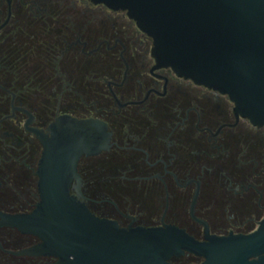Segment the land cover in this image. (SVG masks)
Listing matches in <instances>:
<instances>
[{
    "label": "flooded vegetation",
    "instance_id": "obj_1",
    "mask_svg": "<svg viewBox=\"0 0 264 264\" xmlns=\"http://www.w3.org/2000/svg\"><path fill=\"white\" fill-rule=\"evenodd\" d=\"M27 16L38 29L35 43ZM152 45L125 10L102 3L0 0V212L35 208L43 144L33 129L71 115L98 118L111 131L108 149L80 157L69 189L96 215L123 227L175 224L200 239L197 219L218 234L259 225L264 125L237 114L227 94L156 66ZM40 241L0 224V264H62L17 253Z\"/></svg>",
    "mask_w": 264,
    "mask_h": 264
},
{
    "label": "water",
    "instance_id": "obj_2",
    "mask_svg": "<svg viewBox=\"0 0 264 264\" xmlns=\"http://www.w3.org/2000/svg\"><path fill=\"white\" fill-rule=\"evenodd\" d=\"M127 12L153 39L158 67L227 94L235 111L264 125V0H91ZM38 173L40 200L28 213L0 212V224L41 241L17 253L46 254L62 264H264V217L249 232L218 234L203 219L204 237L175 224L123 227L93 213L69 192L83 154L108 149L111 131L98 118L60 115L47 131ZM193 214V211H192Z\"/></svg>",
    "mask_w": 264,
    "mask_h": 264
},
{
    "label": "trees",
    "instance_id": "obj_3",
    "mask_svg": "<svg viewBox=\"0 0 264 264\" xmlns=\"http://www.w3.org/2000/svg\"><path fill=\"white\" fill-rule=\"evenodd\" d=\"M33 18L34 17H32V16H27V21H28L27 22V29H28L27 34L29 36V41H28L29 44L30 43H33V42L35 43V40L36 39L34 40V38L38 34V29L36 27L35 19H33ZM10 71H11V74L12 75H15V76H23L24 75L23 73H21V71H20V69L18 67H12L10 69ZM24 85L25 86H28V88L31 87V85H32V87H35L36 86V84H32V83H25V84H18L17 83V84H13V87L14 86L23 87Z\"/></svg>",
    "mask_w": 264,
    "mask_h": 264
},
{
    "label": "rangeland",
    "instance_id": "obj_4",
    "mask_svg": "<svg viewBox=\"0 0 264 264\" xmlns=\"http://www.w3.org/2000/svg\"><path fill=\"white\" fill-rule=\"evenodd\" d=\"M190 230L196 232V231H200V228H195V227H191V226H188ZM217 230H222V228H215Z\"/></svg>",
    "mask_w": 264,
    "mask_h": 264
}]
</instances>
